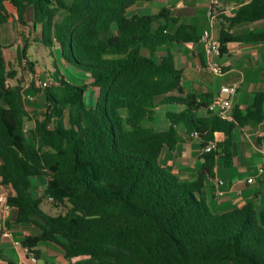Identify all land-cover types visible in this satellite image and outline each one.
<instances>
[{
  "label": "trees",
  "instance_id": "16d2710c",
  "mask_svg": "<svg viewBox=\"0 0 264 264\" xmlns=\"http://www.w3.org/2000/svg\"><path fill=\"white\" fill-rule=\"evenodd\" d=\"M154 1L0 0V27L27 25L32 10L40 42L59 47L98 90L88 107L87 85L64 75L48 76L45 88L33 83L44 111L28 134L23 87L10 81L17 72L0 40V178L13 189L6 203L15 211L7 225L37 228L23 246L39 255L41 243L56 244L72 264H264V204L215 213L205 195L219 161L232 166L235 132L264 122V90L245 109L234 105L232 121L209 111L220 90L184 92V70L168 46L201 43V26L181 22L167 8L130 15L136 4ZM218 17L220 58L229 43H264V31L234 32L264 21V0ZM18 58L35 65L27 48ZM172 104L181 110L166 113V130L144 125ZM194 132L201 165L195 179L185 180L161 160ZM212 143L216 147L202 153ZM45 199L64 212H46Z\"/></svg>",
  "mask_w": 264,
  "mask_h": 264
},
{
  "label": "crops",
  "instance_id": "0c3cea01",
  "mask_svg": "<svg viewBox=\"0 0 264 264\" xmlns=\"http://www.w3.org/2000/svg\"><path fill=\"white\" fill-rule=\"evenodd\" d=\"M249 1L250 0H221L222 5L219 8L220 14L218 16L224 15L230 17L233 15L234 9L237 7V5L248 3ZM154 2H161L163 8L171 10L172 16L179 18L183 23L193 25L199 24L201 26V34H203L207 27L210 28L212 24L208 18L210 6L209 0H156ZM148 8V5L146 8H144V6H141V4L138 3L130 9V13L131 15L146 14V12L142 13L141 9ZM159 11H155V13ZM217 22V28H215V22L213 24V32L218 38L220 29L222 27V18H219ZM236 30H239L238 33L264 31V21H259L253 24H242L235 27L234 32ZM199 44H202V42ZM168 47L175 54L176 61L178 60V55H181V63L186 64L190 62V65L185 69L177 63L178 67L184 70L185 82H196L197 80L200 81L202 75L204 72H206V67H208L203 46L202 48H199L197 44H192L170 45ZM165 49L167 50V48ZM216 60L220 65L226 68V75L221 76L224 81L218 85L219 88L220 86L224 85L239 84L240 90V87H242L243 84L248 83L249 92L252 94H255L257 91L264 90V43H229L228 54L222 58L217 57ZM38 80L39 78L37 77V81ZM252 101L249 103L240 101L236 103L234 102L233 98V105L237 104L241 109H245L252 103ZM247 129L252 132L251 143L253 147L257 152H261L264 155V122L259 124L257 128L253 126H247L244 131L246 132ZM187 139L188 138H186L183 143L179 144L174 151L166 149L162 155L161 162L166 167H172L173 171L180 175L182 179L193 180L197 176V172L201 163L198 166H192L191 164L199 160L198 156L201 152L198 153V155L195 153V151L192 152V154H188L186 150L190 147V143L187 144ZM181 146H183V149L181 155H179L178 149H180ZM219 169L220 168H217L216 172ZM255 174L253 173L247 178ZM215 179L218 178L215 176L214 179L207 180L205 189V195L208 199L209 205L211 204L215 213H223L232 209L242 208L250 202H252L257 209H260L263 206L264 174L261 175L253 184H247L246 179H240L238 181L233 179H224L227 182L228 187L225 197L221 199L216 198L214 194ZM13 194V189L9 186L2 185L0 178V220L1 213L7 204V199ZM14 215L15 211L12 209L7 222H11L14 218ZM9 228L13 232V239L3 236L0 230V264H33L29 255L22 248L17 247L14 243V240L22 242L26 236H36L39 234V232H31L28 225H11ZM43 244L41 243L38 246L39 255H37V264H43L42 261L44 264H72L65 258L61 247L51 243L53 246L47 248L45 253L40 248V246ZM12 249H15L19 253V262H16L10 257L9 253Z\"/></svg>",
  "mask_w": 264,
  "mask_h": 264
},
{
  "label": "rangeland",
  "instance_id": "374dc122",
  "mask_svg": "<svg viewBox=\"0 0 264 264\" xmlns=\"http://www.w3.org/2000/svg\"><path fill=\"white\" fill-rule=\"evenodd\" d=\"M141 6L148 5V9H141V12L146 14H153L155 11H159L163 8L161 2H151V3H140ZM140 12V13H141ZM131 15V13H130ZM62 16H59L60 19ZM218 19L215 21V28H217ZM236 33L239 30L235 31ZM41 39V25L39 23L35 24V17L32 10L28 13L27 25H21L19 23L15 24H7L0 27V40L7 47L5 49L6 59L9 65L16 70L17 76L14 79H11V83L20 84L23 87V97L25 101V105L30 113V118L26 121V131L29 134L30 130L34 127L35 119L40 117V114L44 111V100L42 96L37 94L33 88L32 84L35 83L36 86H39V80H47L48 76L59 75L69 80L70 82L77 85H87V89L85 92V101L88 107L93 106L98 96V90L91 86L89 83L91 81L90 76L83 70H79L76 67H73L70 64H67L63 58L62 51L59 47H46L40 42ZM203 44V43H202ZM197 44L199 48L204 49V45ZM22 48H27V58L30 62L35 63L34 67L28 65L27 61L22 59L23 65L18 58V50ZM166 49H163L162 53H165ZM178 61V62H177ZM176 62L178 65L183 67L184 69L190 65L189 63H181L182 56L178 55V60ZM180 63V64H179ZM56 69L59 70V74H55ZM224 75H226V68H223ZM50 72V73H49ZM190 75V73L188 72ZM209 74V75H208ZM37 77L39 80L37 81ZM213 81H212V80ZM224 79L221 76L214 75L211 73L210 68L206 67V72L202 75L200 81L196 82H185L183 80L182 86L184 92L191 91H213L215 93H219L221 88L218 87L221 83H223ZM52 82V79H51ZM219 88V89H218ZM32 97L33 99H30ZM254 94L249 92L248 83L243 84L238 90L236 96H234V102L238 103L244 102L249 103L253 100ZM181 107L177 104L167 105L159 107L155 114V119L153 122H145L144 125L146 127H152L157 130H166L168 128V120L166 118V113L168 111L171 112H179ZM256 128L258 127L256 124L254 125ZM251 135L248 129L245 132L237 130L234 134V151H233V162L231 167H225L223 165V161L220 160L218 163V168H220L216 172V178L221 179H233L238 181L240 179H246L248 176L253 173H257L260 166L264 165V155L261 152H257L251 143ZM190 143V147L186 150L188 154L195 153L198 155L200 153L199 144L193 140L192 138L187 139V144ZM183 146L178 149L179 155L182 153ZM198 161V162H197ZM191 165H199L201 160H197ZM197 163V164H196ZM165 166L164 164H162ZM36 191L38 195H42L45 187V180L37 179L35 181ZM210 196V194L208 193ZM209 203V202H208ZM43 209L52 214L57 215L59 213H63L64 209L55 203H53L50 199H45L42 205ZM212 211H214L213 207L210 204ZM29 230L31 232H39V230L33 226H29ZM43 244V243H42ZM45 244V246H44ZM40 246V248L45 252L46 249L52 247L51 243H44ZM46 253V252H45ZM10 257L14 259L16 262H19V253L12 249L9 253ZM44 264V262L42 261Z\"/></svg>",
  "mask_w": 264,
  "mask_h": 264
},
{
  "label": "built area",
  "instance_id": "2783aa9c",
  "mask_svg": "<svg viewBox=\"0 0 264 264\" xmlns=\"http://www.w3.org/2000/svg\"><path fill=\"white\" fill-rule=\"evenodd\" d=\"M210 6L208 11V18L212 22L209 29L205 30L202 34L201 42L204 45V51L205 56L207 60V65L210 68L211 73L218 76L224 75L223 66L219 64V62L216 60L217 57H220L221 55V46L219 43L218 38L213 32V24L220 14L219 8L222 5L221 0H209ZM39 86L41 88H45L49 86L48 80H39L38 81ZM239 90V84H233V85H224L220 89V95L213 103L209 105V111L218 115L220 118L228 121H232V111H233V98L236 96ZM30 99H33L30 97ZM191 138H196L197 133L194 132L190 136ZM216 147L215 143L210 144L208 147L204 148L202 153H208L211 152L212 149ZM264 174V165L260 166L258 169V173L247 178L246 183L247 184H253L255 181ZM227 182L224 179L218 178L215 179V189L214 194L215 197L218 199L224 198L227 191ZM53 201L52 199H50ZM12 208L6 204L4 207L2 213H1V220H0V230L2 232V235L5 237H9L13 239V232L7 225V220L10 217ZM14 243L17 247L22 248L30 257V260L33 264H37L38 262V256L34 252V250L24 247L22 242L15 241Z\"/></svg>",
  "mask_w": 264,
  "mask_h": 264
}]
</instances>
